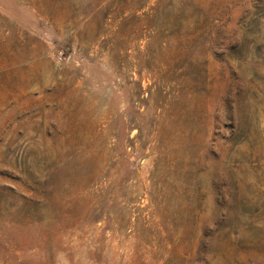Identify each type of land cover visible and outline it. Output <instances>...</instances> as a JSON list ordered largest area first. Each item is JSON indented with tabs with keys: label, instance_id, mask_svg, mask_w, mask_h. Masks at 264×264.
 <instances>
[{
	"label": "rangeland",
	"instance_id": "1",
	"mask_svg": "<svg viewBox=\"0 0 264 264\" xmlns=\"http://www.w3.org/2000/svg\"><path fill=\"white\" fill-rule=\"evenodd\" d=\"M0 264H264V0H0Z\"/></svg>",
	"mask_w": 264,
	"mask_h": 264
}]
</instances>
